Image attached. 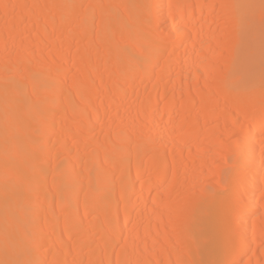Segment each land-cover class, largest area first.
Wrapping results in <instances>:
<instances>
[{
	"label": "bare ground",
	"instance_id": "6f19581e",
	"mask_svg": "<svg viewBox=\"0 0 264 264\" xmlns=\"http://www.w3.org/2000/svg\"><path fill=\"white\" fill-rule=\"evenodd\" d=\"M0 264H264V0H0Z\"/></svg>",
	"mask_w": 264,
	"mask_h": 264
}]
</instances>
